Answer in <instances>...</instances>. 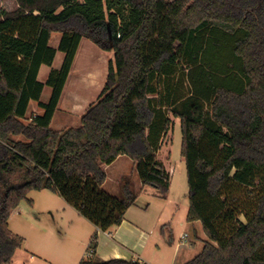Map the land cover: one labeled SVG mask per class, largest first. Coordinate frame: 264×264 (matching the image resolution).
Returning <instances> with one entry per match:
<instances>
[{
	"label": "trees",
	"instance_id": "1",
	"mask_svg": "<svg viewBox=\"0 0 264 264\" xmlns=\"http://www.w3.org/2000/svg\"><path fill=\"white\" fill-rule=\"evenodd\" d=\"M15 1L13 10L0 8V264L22 245L8 218L22 200L32 204L31 190L57 193L106 231L136 199L128 177L118 197L102 189V165L126 155L141 183L166 197L170 175L156 150L169 119L150 94L156 76L179 66V83L186 79L190 91L174 90L166 103L179 118L186 219L200 221L207 237L184 264H264V188L251 206L229 192L264 172V0ZM53 32L61 34L56 48ZM82 38L113 58L79 126L55 130L51 120ZM57 51L60 67L39 81L40 66H51ZM45 85L51 92L42 102ZM30 101L42 113L26 121ZM97 230L77 264H142L95 257Z\"/></svg>",
	"mask_w": 264,
	"mask_h": 264
},
{
	"label": "rangeland",
	"instance_id": "2",
	"mask_svg": "<svg viewBox=\"0 0 264 264\" xmlns=\"http://www.w3.org/2000/svg\"><path fill=\"white\" fill-rule=\"evenodd\" d=\"M14 1L0 0V8L9 11L13 9L14 5L16 7ZM60 37V33L53 32L49 45L56 48ZM112 58L113 51L102 50L87 38L80 40L69 75L52 117L51 128L57 130L63 127L79 126L81 115L89 105L94 104L100 98L107 74L108 61ZM62 60L63 53L57 51L53 65L50 67L44 66L38 72V80L45 82L49 71L51 69H58ZM182 70L183 66H179L173 74L156 76L153 80L154 91L150 94L153 98L154 106L160 109L162 114L169 119L168 128L157 144L156 153L160 159L169 161L170 165L168 162L166 165L173 167L174 177L178 184H180V171L185 176L184 161L179 152L181 142L180 124L179 118L174 116L172 110L167 106L166 97L174 90L182 94H188L190 91V84L186 79L181 80V83H179ZM50 92L51 88L45 85L40 95V101L46 102L50 96ZM34 113L41 114L42 109L37 106L35 101H31L26 112V121ZM16 138L22 139V136H16ZM169 144L171 151L170 158L165 148ZM133 162L123 155L110 166L103 164L102 166H105L106 179L102 184V189L112 196H120L122 183L120 176L123 173L128 174V179L132 186V173L133 176H138L136 168L132 164ZM230 188L229 192L236 194L239 202L242 201L245 205L251 206L254 201V194L264 188V172L254 174L250 186L233 183ZM247 189H251L252 193H248ZM143 195L142 193L139 199L141 204L149 199V197ZM27 197L32 199V204L29 205L27 201L22 200L11 211L8 218L9 228L24 238L22 247L31 248V252L36 254L33 257L38 264H76L79 258L86 253L85 249L92 234V230L88 232L87 229L91 227L90 222L85 220V218L81 224L77 222L70 226L68 222H64L65 224L61 223L60 227V225H56L51 214L48 212L49 209L54 210L57 203L62 201L57 193L47 189L31 190L28 192ZM149 201H151V198ZM180 210L181 205L179 206L178 214H180ZM37 214L41 215L38 221L35 219ZM239 217L240 219H244L243 215ZM50 225L52 226L51 231L48 230V226ZM78 225L81 226L79 227ZM43 235L46 240L42 246L44 249L38 250L36 243Z\"/></svg>",
	"mask_w": 264,
	"mask_h": 264
},
{
	"label": "crops",
	"instance_id": "3",
	"mask_svg": "<svg viewBox=\"0 0 264 264\" xmlns=\"http://www.w3.org/2000/svg\"><path fill=\"white\" fill-rule=\"evenodd\" d=\"M14 3H16V1H14ZM15 8L14 5L13 9ZM44 66L46 65L42 64L40 69ZM170 144L165 147L169 158L171 152L169 148ZM121 156L123 155L117 156L108 166L114 164ZM156 157L161 161L165 170L170 175V183L166 197L161 198L154 188L143 185L139 177L133 176L132 173V189L136 193V199L134 204L127 208L122 221L118 225L111 226L106 231L97 230L91 222V229L89 227L87 228L88 232L92 230L91 236L97 230L95 246L96 257L100 259L123 258L138 261L142 264H184L202 250L204 241L207 240V237L200 221L195 220L191 222L186 219L188 210V186L185 162V176L184 173L180 171V184H178L174 177L173 167L166 165L167 162L169 164V161L160 159L157 153ZM132 164L136 168L135 162ZM102 167L105 168V166ZM120 177L129 176L123 173ZM142 193L144 194L143 196H147L149 199L151 198V201L148 199L145 200V203L141 204L139 199ZM61 200V202L57 203L54 210L49 209L48 211L56 225H60L64 222H68L70 226L77 222L81 224L82 220L85 218L78 214L77 211L68 205L62 198ZM180 205L181 210L180 214H178ZM39 218H41V215L37 214L35 219L38 221L40 220ZM48 230H52L51 225L48 226ZM177 230L179 231L178 233ZM184 234L186 236L181 238ZM45 242V236L43 235L37 240L36 248L38 250L44 249L42 246ZM22 245L20 248L16 249L12 260L8 264H38L33 257L36 254L31 252V248H23ZM83 257H85V254L82 255L79 260Z\"/></svg>",
	"mask_w": 264,
	"mask_h": 264
},
{
	"label": "built area",
	"instance_id": "4",
	"mask_svg": "<svg viewBox=\"0 0 264 264\" xmlns=\"http://www.w3.org/2000/svg\"><path fill=\"white\" fill-rule=\"evenodd\" d=\"M185 236H186V235L184 234V235H182V236H181V238H184ZM91 252H92V251H91V250H89V251L87 252V255H90V254H91Z\"/></svg>",
	"mask_w": 264,
	"mask_h": 264
}]
</instances>
